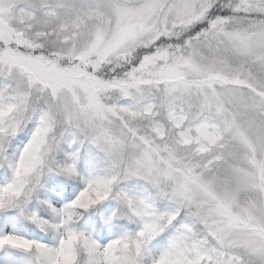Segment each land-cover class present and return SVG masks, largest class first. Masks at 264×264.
I'll return each mask as SVG.
<instances>
[{
	"label": "snow or ice",
	"instance_id": "obj_1",
	"mask_svg": "<svg viewBox=\"0 0 264 264\" xmlns=\"http://www.w3.org/2000/svg\"><path fill=\"white\" fill-rule=\"evenodd\" d=\"M0 264H264V0H0Z\"/></svg>",
	"mask_w": 264,
	"mask_h": 264
}]
</instances>
